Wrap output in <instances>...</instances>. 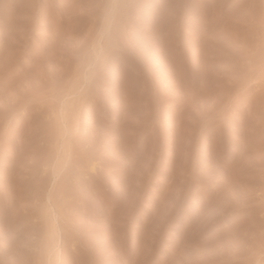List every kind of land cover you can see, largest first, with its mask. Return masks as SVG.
Here are the masks:
<instances>
[{"label":"rangeland","instance_id":"1","mask_svg":"<svg viewBox=\"0 0 264 264\" xmlns=\"http://www.w3.org/2000/svg\"><path fill=\"white\" fill-rule=\"evenodd\" d=\"M0 264H264V0H0Z\"/></svg>","mask_w":264,"mask_h":264}]
</instances>
